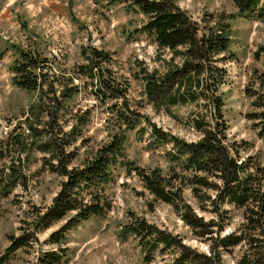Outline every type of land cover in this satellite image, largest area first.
I'll return each instance as SVG.
<instances>
[{
	"label": "rangeland",
	"instance_id": "rangeland-1",
	"mask_svg": "<svg viewBox=\"0 0 264 264\" xmlns=\"http://www.w3.org/2000/svg\"><path fill=\"white\" fill-rule=\"evenodd\" d=\"M173 1L200 25L212 23L217 16L226 18L230 41L218 62L225 73L207 89L206 97L166 106L149 100L145 74H163L181 65L183 59L158 47L141 31L147 16L134 0H0V177L13 173L15 179L6 193H0V255H7L4 264H35L41 250L57 247L49 242V233L72 213L36 231V240L7 250L11 235L33 228L37 212L51 203L64 179L56 171L60 155L52 147L40 148V142L58 139L63 144L61 157H68L71 166L80 164L116 132L126 136L127 163L117 164L105 184L111 206L67 232L61 264H164L185 251L180 243L188 250L214 256L215 263L209 264H237L250 249V237H264V223L263 231H257L247 217H257L256 201L237 205L216 197L212 184L191 182L193 171L183 167L172 143H158L150 133L154 126L186 141L198 140L202 132L193 125L192 117L212 121L211 95L218 94L223 100L227 143L248 165L256 187L263 190L264 135L259 134L257 119L247 116L257 108L245 88H257L260 77L264 78V19L237 14L234 0ZM90 46L110 56L109 60H97L94 69L98 78L93 79L78 68L87 61L82 52L89 54ZM19 50L43 59L36 70L43 73L41 87L17 85L13 64ZM104 80L107 85L102 86ZM73 86L76 89L71 96H61L63 88L68 92ZM100 87L105 88L102 96L97 94ZM52 94L60 96L62 106ZM120 112L129 114L133 122L122 119ZM141 170L147 174L157 171L166 189L179 188L182 201L206 225L188 224L178 208L144 184ZM207 178L219 182L215 176ZM141 219L176 240L173 246L157 250L148 263L137 237H120L126 225ZM242 232L247 241L220 245L222 236Z\"/></svg>",
	"mask_w": 264,
	"mask_h": 264
},
{
	"label": "trees",
	"instance_id": "trees-1",
	"mask_svg": "<svg viewBox=\"0 0 264 264\" xmlns=\"http://www.w3.org/2000/svg\"><path fill=\"white\" fill-rule=\"evenodd\" d=\"M234 3L238 10L237 14L246 18L264 19V0H234ZM134 4L147 16L140 27L141 31L151 36L158 47L168 48L183 59L181 65L170 67L163 74H158L156 71L145 74V92L149 100L154 104L168 106L206 97L207 89L212 83L220 82L225 73V68L218 62L224 58L220 54L225 52L230 41V23L226 18L217 16L212 19V23L200 25L173 0H134ZM88 48L89 54L82 52L87 61L79 64L78 68L83 75L91 79L98 78L94 69L98 64L97 60H109L110 56L94 46ZM39 58L25 50H19V56L13 64L17 85L28 89L41 87L39 77L43 73L36 70L43 59ZM203 73L205 75H202ZM106 83L107 80H104L102 86L107 85ZM75 89L76 86H73L66 92L63 88L61 96H71ZM104 92L105 88L100 87L97 90L99 96L104 95ZM245 92L251 97L252 105L257 108L249 111L247 116L257 119L260 126L259 134L264 135V78L260 77L257 88L246 86ZM59 97L52 94L55 102L62 106ZM211 101L214 112L212 121H206L198 116L192 117L193 125L202 132L198 140L186 141L154 126L150 129V133L158 143H172L178 156L182 158L183 167L193 171L191 182L208 186L212 184L217 190L216 197L220 200L227 198L228 201L237 205L256 201L259 206L258 210H254L257 217L251 219L253 216L250 214L247 217L248 221L254 224L255 230L263 231L264 186L263 190L256 187L257 180L251 171H248V165L233 154V147L227 143V125L222 118L221 96L211 95ZM118 115L124 120L129 119V114L122 116L120 112ZM126 122L133 121L129 119ZM125 139L124 132H116L110 140L99 145L80 164L71 166H68L70 160L68 157L63 159L61 157L63 144L58 139L40 142V148L52 147L51 149H55L60 155L61 161L56 166V171L63 175L64 179L51 203L41 212H37L33 228L24 229L17 236L11 235L7 250L12 251L31 240H36V231L47 228L72 212L59 227L49 233V242L56 243L57 247L41 250L35 262V264H61L67 250V247L63 245L66 243L67 232L80 221L92 215H102L110 208L111 203L105 194L104 187L112 179L113 168L117 164L126 166ZM0 154H2V148H0ZM139 173L144 184L156 196L178 208L188 224L194 227L206 225L202 217L194 213L182 201L179 188L166 189L164 178L157 171L147 174L141 170ZM207 176H215L219 182H210ZM13 182H15L13 173L0 177V193H6ZM194 192L197 196H201L196 188ZM127 234H133L138 238V243L143 250V259L147 263L153 260L157 250L173 246L176 241L171 233L143 219L126 225L121 230L120 237L124 239ZM242 240L247 241L245 232L229 233L220 238V245L226 247ZM256 241L259 242L256 243ZM180 244L185 251L164 264H184L186 260L189 264L215 263L214 256L196 253L195 250H188L182 243ZM249 244L250 249L238 259L237 264H264V237H250ZM6 256L0 255V264L6 262Z\"/></svg>",
	"mask_w": 264,
	"mask_h": 264
}]
</instances>
